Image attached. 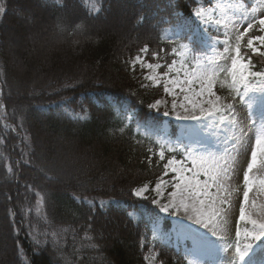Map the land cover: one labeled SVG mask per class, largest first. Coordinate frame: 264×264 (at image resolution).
<instances>
[{"label": "trees", "instance_id": "obj_1", "mask_svg": "<svg viewBox=\"0 0 264 264\" xmlns=\"http://www.w3.org/2000/svg\"><path fill=\"white\" fill-rule=\"evenodd\" d=\"M197 5L0 0V264H147L150 253L160 264H188L185 250L166 236L153 238L161 214L152 196L133 194L157 183L167 159L158 156L165 118L151 108L163 88L145 85L144 71L133 69L131 61L145 47L153 60L168 58L180 43L201 46ZM25 8L50 29L65 28L54 35L63 40L61 51L49 49L44 70L29 62L27 81L16 73L5 43L17 29L12 26L25 20ZM119 19H127L126 43L101 25ZM242 52L253 71L264 70V51ZM81 63L99 73H69ZM42 133L60 141L62 156L84 155L85 164L66 171L59 154L52 156L53 167H45Z\"/></svg>", "mask_w": 264, "mask_h": 264}, {"label": "rangeland", "instance_id": "obj_2", "mask_svg": "<svg viewBox=\"0 0 264 264\" xmlns=\"http://www.w3.org/2000/svg\"><path fill=\"white\" fill-rule=\"evenodd\" d=\"M21 3L24 0H20ZM198 3L197 7L194 10V17L198 23L197 32L202 40V45L200 42H195L196 49L189 47L187 50L182 49L181 45L187 44H178L173 48L177 49V53L187 52V55L173 54L172 51L168 54V58H158L154 56V59L151 60L148 58L147 52L142 51L138 56L141 57V61H137L136 57L132 59L131 66L133 69H141L144 71L143 83L147 86L152 87H162L164 96L158 100H161L162 103L158 106L157 109H154L155 112H159L161 116L165 118L163 127L161 129V139L162 144L165 148H174L175 151H166V159L171 158L175 155L176 158L183 159L187 155L186 150H192L196 153H205L208 150L215 151L218 155L224 154L225 159L229 161L231 165L230 179H227L226 185L229 188L230 195L227 196L228 205L224 207L227 208V224L224 226V230L220 231L218 236H212L208 229L202 227L201 224L196 222V218L193 217L189 219L188 217L192 215L191 212L185 213L183 209L177 214L175 211H170L165 213L161 211V207L165 204H169L172 201V197L169 195L171 192L175 191L173 184L175 183L173 177L176 175L169 172L168 175H163L157 183L151 187L150 184H146L148 191L145 193V196H152L153 200H157L158 203H154L161 214V219L153 226V238H163L167 237V240H173V244L176 247H181L183 249L187 248L190 253L188 263L190 260L196 259L192 255L193 250L202 251L204 254L200 258V264H228L230 259L236 257L235 250L237 244L241 247L247 243L243 239V232L247 229L250 230L251 226L247 224L246 221H241L239 218V209L243 204V192L245 191V185L243 181L244 173L247 172L248 164L251 161V149L255 146V137L258 134L259 130L262 127L261 121V112L259 106H254V110L249 111L247 108L241 106L238 101L236 104L237 107V120L239 126L243 128L245 135L241 138V143H236V138L240 137L239 131L236 128H233L228 124V122L220 123L213 122V127L201 132L199 136H190L187 134V129L189 127L196 128L198 127L197 122L195 121H183L177 120L175 118V112L172 110V100L173 96L167 94L164 91V85L167 83V79L163 76L167 72V66L172 64L173 60L176 61L174 70L171 73H168L169 76H176V69L180 67L183 63H189V65L195 63L193 57L200 59L204 63H213L223 68H228L231 66V58L233 56L232 49L235 46V36L238 35L237 31L233 30V24L238 25V31H244V28L247 26L249 20L258 21L261 18H264V0H208L207 3H201V1L196 0ZM201 11L208 19V23L204 24L201 18L195 16V12ZM36 12L34 9L25 8L22 14V20L18 25H13L12 27L15 30L12 33H8L9 40H6L7 44V56L13 61V67L17 74L20 75L21 79L26 80V75L28 69L26 65L29 62L33 61L34 68L38 70H44L45 67L42 65L44 59L46 58V53L53 46L55 51H61L59 48L63 45L61 39L55 38L56 32L65 33V28H57L54 30L46 23L45 19L41 20L38 15L35 18ZM220 20V25H216L215 21ZM228 23V27H224V23ZM100 25V24H99ZM98 25V26H99ZM105 27L106 32H110L116 35L120 42L126 43L129 40V31L127 19L119 20H110L107 24H101ZM99 28V27H97ZM126 30V31H123ZM258 33L254 35L253 32ZM61 34V35H62ZM227 34V36L225 35ZM264 35V32L259 30V25L257 24L253 30L248 33L241 44V58L247 62L245 56L243 55V48H247V40L252 36ZM229 39L230 44H225L223 41ZM259 52H253L252 54L261 55L264 51V45L257 41L254 45ZM227 49V51H226ZM22 54V55H21ZM77 55V54H74ZM47 63V62H46ZM159 64L161 67L149 70L146 65ZM134 65V66H133ZM83 71L90 72L89 74L99 73L96 68L86 67L84 64H80L78 67L70 69L69 73L77 74ZM96 71V72H95ZM156 76L160 80V83L157 84L154 80H149L146 77ZM181 78L183 76L181 75ZM220 79L225 80V74H220ZM27 81V80H26ZM33 81L30 82V84ZM229 81L225 80V86L221 87L219 83L216 84L214 91L217 95L221 96L222 100L225 103L232 102V95L229 93L228 87ZM169 87H172L169 85ZM179 96L177 97V103L182 102L183 93H180L179 89H175ZM189 95H191L189 93ZM255 95H259L258 93ZM155 104V103H153ZM152 104V105H153ZM168 111L169 116H164L163 112ZM176 112L183 113V110L180 108L176 109ZM169 122L175 124L177 132L176 138L172 139L170 131L171 126ZM208 123L207 121L204 122ZM212 133H215L213 135ZM44 145L42 151V164L45 167H53L50 163L54 155H61V143L58 139L54 137H49L45 133L40 134ZM228 141L225 144V141ZM201 144H206L207 148L201 147ZM233 144L236 148L239 149L238 153L233 152L232 156H228L224 153V148L228 147L231 151ZM60 152V153H59ZM179 152L183 153V157H180ZM57 157V156H56ZM84 155H73L67 154L60 158V165H63L67 171L71 166L78 168L81 165L85 164ZM59 164H57L58 166ZM191 167V164L188 165ZM61 167V166H60ZM73 168V169H75ZM64 170V171H65ZM77 170V169H76ZM64 176V172L60 173V176ZM253 180L256 182L253 185V190L249 193V204L246 206L247 212L253 216V218L259 219V210L252 206V201L255 200L257 204L264 203V192L261 191L259 185V180L264 179V160H260L258 157L257 166L250 173ZM78 179V176H71ZM206 177L201 176L200 179L203 180ZM162 181L166 183H161ZM161 184L160 194L155 191V186ZM144 186L140 187L143 188ZM138 188V189H140ZM215 192V188L212 189ZM177 203L179 199L177 198ZM230 205V206H229ZM240 231L241 236L238 238L236 232ZM126 234V232H125ZM109 235L114 236L116 233L109 232ZM111 237L110 239L114 238ZM119 244H123L122 241L116 236ZM235 242V246L233 245ZM125 245V243L123 244ZM4 247V246H3ZM7 247V246H6ZM260 247H264V242H261ZM257 258L259 259V248H257ZM147 264H160L157 261V255L155 253H150L146 257Z\"/></svg>", "mask_w": 264, "mask_h": 264}, {"label": "snow or ice", "instance_id": "obj_3", "mask_svg": "<svg viewBox=\"0 0 264 264\" xmlns=\"http://www.w3.org/2000/svg\"><path fill=\"white\" fill-rule=\"evenodd\" d=\"M3 8L0 7V12ZM195 16L201 18L204 24L209 21L204 17L201 11L195 12ZM221 21H215L216 25H220ZM259 25V30L264 32V18L258 21L249 20L244 31H238V25L233 24V30L238 32L235 36V46L232 49L233 56L231 58V66L223 68L213 63H204L200 59L193 57L195 63H183L176 69V76L171 77L168 73L174 70L176 61L167 66V72L163 76L167 79L164 85V91L171 94L172 110L175 112V118L183 121H195L198 127H189L186 131L190 136H199L201 132L213 127V122H228L230 126L236 128L240 133V137L236 138V143H241V138L245 135L243 128L239 126L237 120V101L247 108L249 111L254 110V106H259L261 112L262 127L255 137V146L251 149V161L248 164L247 172L244 173L243 181L245 191L243 192V204L239 209V218L241 221H246L251 226L250 230L243 232V239L248 241L242 247L237 244L236 257L230 259L228 264H264V247H260L261 242H264V203L257 204L253 200L252 206L259 210L260 218H253L247 210L249 204V193L253 190V185L256 183L250 173L257 166L258 157L264 160V71H252L251 60L245 62L241 58V44L243 38L250 33L256 25ZM224 27H228V23H224ZM227 36V34H225ZM259 41L264 45V35L252 36L247 40V47L253 52H259L254 45ZM225 44H230L229 39L223 41ZM182 49L187 50L188 45H181ZM142 51L147 52L145 47ZM173 54L187 55V52L177 53V49L173 48ZM227 51V49H226ZM137 61H141V57H136ZM134 66V65H133ZM146 67L151 70L161 67L159 64L148 63ZM225 74V80L229 81V93L232 95V102L225 103L221 96L217 95L214 88L217 83L221 87L225 86V80L220 79V74ZM181 75L183 78H181ZM149 80H154L157 84L160 80L156 76L146 77ZM171 85L172 87H169ZM179 89L183 93L182 102L177 103L179 93L175 91ZM189 93L191 95H189ZM259 95H255V94ZM162 103L157 100L151 105L153 109H157ZM180 108L184 114L176 112ZM168 111H164V116H169ZM207 121L208 123H204ZM215 135V133H212ZM225 144L228 143L226 140ZM201 147L207 148L206 144H201ZM151 152V149H149ZM174 152V148H165L163 144L160 146L158 156L160 160L165 159V152ZM187 155L183 159H177L175 155L167 159L164 164L165 175L169 172L176 174L173 179L175 183L173 187L175 191L169 195L172 201L161 207V211L169 213L175 211L177 214L181 209L187 214L192 213L188 218H196V222L201 224L203 228L208 229L212 236H218L220 231L224 230L227 224V196L230 195L229 188L226 185L227 179H230L231 165L225 159L224 154H217L215 151L208 150L205 153H196L192 150H186ZM239 149L235 144L231 151L228 147L224 148V153L232 156L233 152L238 153ZM189 163L191 167H189ZM205 179L201 180L200 177ZM161 183H166L162 181ZM261 191L264 192V179L259 180ZM161 184L155 186V191L160 194ZM215 188V192L212 189ZM148 191L147 186L134 190L133 194L137 198H147L145 193ZM177 198L179 203H177ZM153 203H158L153 200ZM230 206V205H229ZM236 236L239 238L241 232L237 231ZM257 248H259V259L257 258ZM38 254V253H37ZM204 253L199 250H193L192 255L196 257L190 260L189 264H200V258Z\"/></svg>", "mask_w": 264, "mask_h": 264}]
</instances>
